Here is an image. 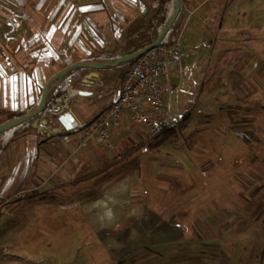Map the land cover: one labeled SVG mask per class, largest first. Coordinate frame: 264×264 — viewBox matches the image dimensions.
<instances>
[{
    "label": "crops",
    "instance_id": "crops-1",
    "mask_svg": "<svg viewBox=\"0 0 264 264\" xmlns=\"http://www.w3.org/2000/svg\"><path fill=\"white\" fill-rule=\"evenodd\" d=\"M235 1L181 0L179 16L163 38L164 45L179 41L185 47L180 62L163 82L166 88L175 76L197 68L198 49L205 56L212 52V57L203 58L206 62L201 61L207 72L201 71L205 73L206 95L225 88L217 92L220 99L217 97L213 104L219 109L213 115L216 120L231 115L224 113L227 105L234 104L233 114L240 116L244 105L264 97V91L252 92L248 98L237 94L244 90L242 80L254 89L252 80L257 81L259 72L262 78L264 70L251 76L259 68V61L251 56L244 63L246 66L250 63V74L242 77L243 58L235 52L241 34L230 32V38H225L228 34L222 33L220 26L212 30L214 21L222 15L234 16ZM169 4V0H0V125L34 112L47 84L46 103L67 87L91 93L68 99L82 129L66 132L53 119L47 126L51 128L49 134L40 133L34 128L35 117L0 133V224L3 219L14 233L23 232L56 219V213L69 217L78 213L96 234L104 235L102 241L110 249V255L118 259L117 263L124 262L121 259L128 257L130 250L129 254H144L149 247L180 238L179 231L169 226L171 218H163L171 216V212L158 215L151 204L161 193H173L178 174L188 175L191 170L198 173L199 168L204 174L205 164L198 167L192 161L169 155L161 160L159 149L152 144L141 150L123 149L125 154L120 156L114 142L126 140L129 132L138 127L129 129L127 122L113 131L109 147L94 137L86 142L82 139L94 119L117 98L129 65L119 64L105 70L73 68L65 73L60 86L55 78V74L75 64L106 63L124 56L131 39L145 34L152 23L158 25L168 17ZM220 39L231 43L217 49L216 41ZM203 41L209 47L201 46ZM228 62L231 64L227 73L222 67ZM214 72H219L220 78L223 75L222 82L217 81V75L219 86L215 81L210 84ZM16 114L21 116L16 118ZM219 147L224 151L235 145L221 143ZM203 152L202 155L211 156L212 149L206 146ZM135 157H138L136 166L141 169L138 173L133 172L130 163ZM120 162H126L130 169L121 166L113 172ZM161 183L163 186L159 188ZM3 229L4 236L8 229ZM20 240L23 239H15ZM23 249L27 250V245H20L16 253L21 255ZM115 250L119 254H111Z\"/></svg>",
    "mask_w": 264,
    "mask_h": 264
},
{
    "label": "rangeland",
    "instance_id": "rangeland-1",
    "mask_svg": "<svg viewBox=\"0 0 264 264\" xmlns=\"http://www.w3.org/2000/svg\"><path fill=\"white\" fill-rule=\"evenodd\" d=\"M235 2L234 16L222 15L221 19L214 21L212 30L220 26V30L224 31L222 33L228 34L225 38H230V32L241 34L240 42H236L238 51L235 52L243 58V65L253 57L259 61V68L251 72L254 76L264 69V0ZM248 35H256V38L249 39ZM216 42L218 49L231 43V40ZM201 43V46L209 47V43ZM211 54L205 56L198 49L195 55L197 68L185 71L180 77L175 76L167 87L168 90L177 87V92L166 97L158 130L162 126L173 128V137H156V134L151 135L143 128L146 133L138 126L129 132L128 140L117 139L114 142L120 156L125 154L123 149L141 150L146 144H152L159 149L157 153L161 160L169 155L192 161L198 167L205 164L204 174L200 168L196 169L198 173L191 170L188 175L178 174L175 184L173 182V193H161L159 199L150 203L151 209L158 215L167 210L171 212V216L163 218H171L169 226L179 231L180 238L149 247L144 254H129L130 250L128 257L121 259L124 262L117 263L118 259L110 255V249L102 241L104 235L96 234L93 226L78 213L70 217L56 213V219L51 218L43 225L15 233L2 219L0 264H264V97L258 94L260 98L255 102L244 105L240 116L233 114L235 109L232 104L224 107L228 110L224 113L231 115H223L219 120L213 118L219 110L213 106L215 99H220L217 92L221 93L225 88L215 89L208 95L203 92V71L207 70L202 69L204 63L201 61L212 57ZM230 64L228 62L226 67L225 64L222 67L227 73ZM249 64L242 66L244 78L250 74ZM218 73L214 72L210 84L213 81L222 82L223 75L220 78ZM260 74L257 81L252 80L254 89L242 80L244 90L237 93L238 96L248 98L252 92H263L264 70L262 78ZM37 121L38 117L34 124ZM131 125L127 128L135 127ZM225 133L227 137H224ZM221 143L235 147L222 151L221 147L217 148ZM206 146L212 149L211 156L202 155ZM184 148V152L180 151ZM137 160L138 157H135L130 163L133 172L138 173L141 169L136 166ZM125 163H118L119 167H115L113 172L120 170L121 166L129 170ZM162 186L163 183L159 188ZM3 228L8 229L4 236L1 233L5 231ZM17 237L23 240L16 242ZM12 242L17 244L12 245ZM20 245H27V250L23 249L18 255L16 250ZM111 254H119V251Z\"/></svg>",
    "mask_w": 264,
    "mask_h": 264
},
{
    "label": "built area",
    "instance_id": "built-area-1",
    "mask_svg": "<svg viewBox=\"0 0 264 264\" xmlns=\"http://www.w3.org/2000/svg\"><path fill=\"white\" fill-rule=\"evenodd\" d=\"M179 43L160 44L136 59L124 71L117 98L83 132V142L94 137L102 141L104 147H109L113 131L125 122L142 127L151 135L158 133L164 101L168 94L177 92V87L168 90L163 82L182 58L185 47ZM68 99L70 97L66 90H62L46 104L34 128L40 133L49 134V121L58 120L70 109Z\"/></svg>",
    "mask_w": 264,
    "mask_h": 264
},
{
    "label": "water",
    "instance_id": "water-1",
    "mask_svg": "<svg viewBox=\"0 0 264 264\" xmlns=\"http://www.w3.org/2000/svg\"><path fill=\"white\" fill-rule=\"evenodd\" d=\"M172 1H173V4H172L173 5V11H172L170 17H168L169 18L168 21L160 28V30H158L159 32H158L157 37L153 43L149 44L148 46H146V47H144V48H142V49H140L134 53L126 54V55H124L120 58H117L116 60L111 61V62L97 63V64L80 63V64H75V65H72L70 67H67V68L63 69L62 71H60L59 73L55 74V78L57 79L58 86H60L65 73H67L68 71H70L73 68L86 67V68H95V69H105V68H109V67H115L119 64L126 63V62L131 61V60H136L139 57H142V55H144L145 53L155 49L162 42L164 35L172 28L174 22L177 19L176 17L179 16V11H180V7H181V4H180L181 0H172ZM47 87H49V84H47L44 87V91L42 93L41 99L39 100L38 107L34 112L27 114L26 116L12 120V121L5 123L3 125H0V133L5 132V131L9 130L10 128L16 127V126H18V125H20V124H22L28 120H31L35 117H38V115L43 111V109L46 106L45 100H46L47 95L49 93V88H47ZM66 92L70 98L75 97V96H83L84 97V96H90L91 95V93L80 91V90H77L73 87H67ZM57 121L61 124V127H63L66 130V132L67 131H73V130H76L79 128L80 129L83 128L81 120L74 113V111L72 109H69L66 113H64L63 115L58 117Z\"/></svg>",
    "mask_w": 264,
    "mask_h": 264
},
{
    "label": "trees",
    "instance_id": "trees-1",
    "mask_svg": "<svg viewBox=\"0 0 264 264\" xmlns=\"http://www.w3.org/2000/svg\"><path fill=\"white\" fill-rule=\"evenodd\" d=\"M169 1H170V4H169L170 6H169V9H168V13H169L168 17H170V15H171V13L173 11V5H172L173 2H172V0H169ZM168 17H166L158 25H155L154 23H152L151 26L149 27L148 31H146L145 34L131 39L126 45L125 55L134 53V52H136V51L148 46L149 44L153 43L155 41L156 37H157L158 30L168 21V19H169ZM160 44L161 45L165 44L164 39L162 40V42ZM134 61L135 60H131V61H128L126 63H122L121 65H131ZM106 69H109V68H106ZM103 70H105V69H103ZM20 116H21L20 114H16L14 117L17 118V117H20ZM174 134H175V129H173V128L170 129L169 127L162 126L158 130V133H156V135H154V136L160 137V138H171V137L174 136Z\"/></svg>",
    "mask_w": 264,
    "mask_h": 264
}]
</instances>
